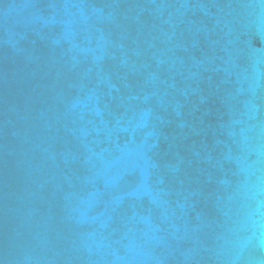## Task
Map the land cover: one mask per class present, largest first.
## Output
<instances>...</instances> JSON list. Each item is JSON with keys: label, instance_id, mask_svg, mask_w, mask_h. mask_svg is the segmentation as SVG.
Instances as JSON below:
<instances>
[{"label": "water", "instance_id": "95a60500", "mask_svg": "<svg viewBox=\"0 0 264 264\" xmlns=\"http://www.w3.org/2000/svg\"><path fill=\"white\" fill-rule=\"evenodd\" d=\"M0 264H264V0H0Z\"/></svg>", "mask_w": 264, "mask_h": 264}]
</instances>
